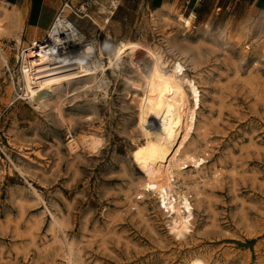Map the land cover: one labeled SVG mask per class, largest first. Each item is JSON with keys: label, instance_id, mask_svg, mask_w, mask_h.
<instances>
[{"label": "rangeland", "instance_id": "rangeland-1", "mask_svg": "<svg viewBox=\"0 0 264 264\" xmlns=\"http://www.w3.org/2000/svg\"><path fill=\"white\" fill-rule=\"evenodd\" d=\"M87 1L88 15H76ZM66 2L73 9L63 16L103 53L120 40L150 45L196 79L203 97L192 148L206 164L197 174L187 169L200 182L186 185L194 232L177 241L155 197L138 195L143 173L133 152L142 137L128 79L140 81L131 61L139 66L145 53L130 52L107 72L108 96L97 102L63 97L58 112L55 98L35 110L23 98L21 68L32 39L48 34L31 28V0H0V264H67L53 214L77 264H264V11L235 2L226 12L222 1H205L185 28L178 17H190L194 4L62 0L57 13Z\"/></svg>", "mask_w": 264, "mask_h": 264}, {"label": "bare ground", "instance_id": "bare-ground-1", "mask_svg": "<svg viewBox=\"0 0 264 264\" xmlns=\"http://www.w3.org/2000/svg\"><path fill=\"white\" fill-rule=\"evenodd\" d=\"M15 15L18 13L15 12ZM195 16V13L190 17L181 15L177 22L190 28ZM14 23H17L18 28L17 41L23 43L25 26L19 17ZM4 29L0 20V33ZM138 50L144 52L145 57L139 66L131 63L137 68L140 81L128 79L131 87L138 92L135 94L138 97L136 127L141 135L139 137H142L133 152L143 173L138 195L141 194L140 199L155 197L158 207L165 211L171 233L178 241L194 232L195 206L191 200L193 196L186 191V185L191 180L199 189L200 182L197 180L198 175L190 174L187 169L193 166L197 174L206 164V159L196 156L192 148L203 95L196 79L187 73L188 68L181 61H168L163 53L150 45L128 40L109 43L108 52L103 53L77 22L61 16L48 35L41 41L34 40L27 55L25 53L21 68L25 84L23 98L35 110L46 107L56 98L54 109L58 112L62 110L60 103L63 97L75 101L84 96L97 102L101 93L108 96L107 72L121 69L126 55ZM3 58L5 60L6 57ZM104 58L108 59L107 64ZM98 142L93 137L94 150H97ZM36 195L40 197L37 191ZM51 226L56 241L61 244V248L66 249V263L77 264L73 244L66 238L63 223L54 214ZM63 236L65 241L61 238ZM193 264L200 263L196 261Z\"/></svg>", "mask_w": 264, "mask_h": 264}, {"label": "crops", "instance_id": "crops-1", "mask_svg": "<svg viewBox=\"0 0 264 264\" xmlns=\"http://www.w3.org/2000/svg\"><path fill=\"white\" fill-rule=\"evenodd\" d=\"M154 9H159L164 6L167 0H149ZM182 5V8L186 6L187 0H173ZM195 0L192 1L194 3ZM209 3V7L218 5L221 1L224 5H232L235 2H241L244 5L254 6L259 11H264V0H205ZM62 0H56L50 2L49 0H31V9L28 16V21L32 29L37 31V35L48 34L50 29L54 25V20L57 15V10L59 8ZM199 11V10H198ZM36 36V34H35ZM46 37V36H45ZM44 37V38H45ZM43 38V39H44ZM41 41L42 39L36 38L32 39Z\"/></svg>", "mask_w": 264, "mask_h": 264}, {"label": "built area", "instance_id": "built-area-1", "mask_svg": "<svg viewBox=\"0 0 264 264\" xmlns=\"http://www.w3.org/2000/svg\"><path fill=\"white\" fill-rule=\"evenodd\" d=\"M192 1L193 0H187L186 7L189 8L191 4H194V6H193V12L192 13L197 14V8H198V6H200L202 3H204L205 0H195L194 3H192ZM90 5H91L90 1L85 2L81 6L80 10L78 11L79 13H76V15H79L80 17H85L86 15H88V13H87L88 8L87 7H89ZM70 7L73 9L72 5H70L69 2H66V4L62 7V9H60V11L57 13L54 22H56V20H58L59 17L63 16V14L66 12V10L67 9H70ZM222 9H223L222 7H218L219 12ZM231 10H233V7L231 5L226 6V8H225V11L226 12L231 11ZM195 17H196L195 19H197V15Z\"/></svg>", "mask_w": 264, "mask_h": 264}]
</instances>
